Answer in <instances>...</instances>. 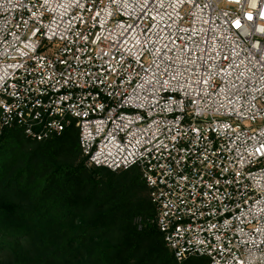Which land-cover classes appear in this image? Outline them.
I'll return each mask as SVG.
<instances>
[{
  "label": "built area",
  "instance_id": "built-area-1",
  "mask_svg": "<svg viewBox=\"0 0 264 264\" xmlns=\"http://www.w3.org/2000/svg\"><path fill=\"white\" fill-rule=\"evenodd\" d=\"M0 108L139 168L178 261L264 264V0H0Z\"/></svg>",
  "mask_w": 264,
  "mask_h": 264
},
{
  "label": "trees",
  "instance_id": "trees-1",
  "mask_svg": "<svg viewBox=\"0 0 264 264\" xmlns=\"http://www.w3.org/2000/svg\"><path fill=\"white\" fill-rule=\"evenodd\" d=\"M156 212L139 168L87 165L74 125L0 135V264H207L176 259Z\"/></svg>",
  "mask_w": 264,
  "mask_h": 264
},
{
  "label": "snow or ice",
  "instance_id": "snow-or-ice-1",
  "mask_svg": "<svg viewBox=\"0 0 264 264\" xmlns=\"http://www.w3.org/2000/svg\"><path fill=\"white\" fill-rule=\"evenodd\" d=\"M146 6V5H145ZM142 7H144V6H142ZM247 19L248 20H252L253 19V17L251 16V15H248L247 16ZM235 26H236V28H240L241 27V24H240V21H236V23H235ZM137 43H139V41H137ZM165 47H167V45H165ZM171 49H169V51H170ZM161 59L163 60V59H165L164 57H161ZM158 66V65H157ZM163 72H168V67H167V65L165 66V68L162 70ZM181 73H179V71H177L176 72V75H173V76H171V79H176L179 75H180ZM217 74H219L218 72H217ZM167 83V81H164L163 82V84H166ZM198 84H199V86L201 87V91H203L204 89H203V85H205V84H207L208 83V80H201V81H198L197 82ZM163 84L161 85V86H163Z\"/></svg>",
  "mask_w": 264,
  "mask_h": 264
}]
</instances>
